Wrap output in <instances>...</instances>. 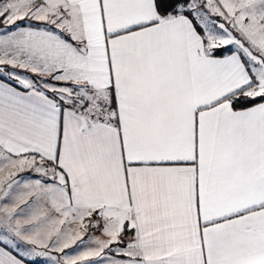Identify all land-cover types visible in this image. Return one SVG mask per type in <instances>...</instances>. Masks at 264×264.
<instances>
[{"label": "snow or ice", "instance_id": "6c2138e0", "mask_svg": "<svg viewBox=\"0 0 264 264\" xmlns=\"http://www.w3.org/2000/svg\"><path fill=\"white\" fill-rule=\"evenodd\" d=\"M0 264H264V0H0Z\"/></svg>", "mask_w": 264, "mask_h": 264}]
</instances>
